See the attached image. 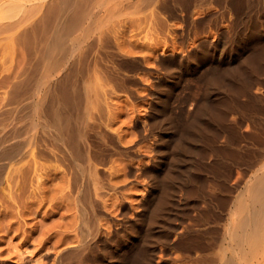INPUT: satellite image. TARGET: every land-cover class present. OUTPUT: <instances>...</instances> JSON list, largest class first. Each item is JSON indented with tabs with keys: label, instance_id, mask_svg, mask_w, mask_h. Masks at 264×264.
<instances>
[{
	"label": "rangeland",
	"instance_id": "obj_1",
	"mask_svg": "<svg viewBox=\"0 0 264 264\" xmlns=\"http://www.w3.org/2000/svg\"><path fill=\"white\" fill-rule=\"evenodd\" d=\"M76 4L77 13L91 6L92 14L80 23L66 22L64 29L71 33L87 29V34H79L69 50L59 55V64L44 78L50 80L55 72L61 73L58 88L55 89L50 81L46 88L44 116L51 124L48 138L61 133L80 165L87 163L84 134L91 133L87 121L102 131L104 142L91 136L98 150V194L94 197L92 192L91 200L100 218L99 235L110 241L84 251L77 240H72L79 209L68 183L66 165L75 162L63 161L43 151L35 153L24 177L17 180L14 171H10L8 180L0 182V264H53L54 252L62 248L74 253L70 256L73 261L85 254L86 264H108V255L115 252V246L123 245L118 232L121 224L143 212L145 201L156 196V193L149 196L152 173L146 168L160 158L158 135L163 134V127L170 120L176 123L188 120L206 92L208 82L201 76L212 67L204 64L205 59L201 63L204 65L194 73L185 72L175 82L167 81V73L176 63L163 61L160 54L167 56L179 46L180 17H168L157 8H143L140 0H114L107 6L94 4V0H76ZM207 6L216 8L214 2ZM195 10L201 11L202 7ZM263 10L264 0L250 1L236 28L243 29L250 22L263 28L264 19H259ZM230 13L232 15L226 14L217 23L228 26V20L235 18L234 12ZM47 28L42 42L36 43L33 49L15 36L9 37L11 32L0 33V163L6 161L15 140L14 124L17 121L21 125L28 123L30 117L36 122L39 118L32 114L31 100L41 91L38 80L44 74L43 52L53 36V21ZM210 28L200 34L214 32V25ZM227 31L232 32L231 28ZM28 60L32 66L27 69L28 76L22 75L27 78L21 91L22 97L31 96L27 99L28 105L24 104L16 112L12 84L17 71L27 68ZM258 78L249 90L250 94L255 92L261 96L257 104L248 108L253 118H243L234 124L232 119L237 115L229 113L203 156L193 154L189 162L181 165L183 171L187 170V178L175 194L169 195L160 221L167 218L177 230L185 225L202 228L203 198H207L209 192L232 200L248 179L261 172L259 167L264 163V71ZM243 93L239 99L246 101ZM160 94L164 96L158 103ZM86 107H90V111ZM88 117L90 121H86ZM214 148L218 149V155ZM234 149L249 153L248 165H237L230 160L229 152ZM3 151L7 154H1ZM231 183H237V188L230 187ZM90 186H86L83 205L79 203L87 209L88 215L91 212ZM103 246L108 252L106 257Z\"/></svg>",
	"mask_w": 264,
	"mask_h": 264
},
{
	"label": "bare ground",
	"instance_id": "obj_2",
	"mask_svg": "<svg viewBox=\"0 0 264 264\" xmlns=\"http://www.w3.org/2000/svg\"><path fill=\"white\" fill-rule=\"evenodd\" d=\"M113 1L94 0V4L107 6ZM140 1L143 8H157L162 10L164 15L178 16L182 21L179 25V46L174 47L167 56L160 54L163 61L169 64L176 63V67L173 66L167 73V81L175 82L185 72L194 73L205 63L212 68L201 76L208 85L191 117L181 123L170 120L168 125L163 127L165 130L163 134L158 135L161 140L160 158L158 162L146 168L152 173L149 196L156 193L155 198L147 199L143 205V212L121 224V230L118 232L123 239V245L117 243L120 247L116 245L115 252L109 255L103 246L104 256H109L108 264H264V168L262 167L264 163L259 167L261 172H256L254 177L248 179L235 194L234 199H228L214 191L209 192L207 198H203L205 207L200 215L203 220L202 228L185 225L181 230H177L167 218L160 221L161 212L169 201V195L175 194V190L187 178V170L185 168L183 171L181 165L189 162L193 154L198 153L200 157L203 156L205 148L210 145V140L215 138V131L222 128L223 121L229 113L237 115L234 118L231 115L234 124H238L243 118H253V113L248 108L261 100L260 95L255 92L250 94L249 90L251 84L259 79L264 71V27L259 28L255 22H250L243 29L236 28L243 19L245 6L252 0ZM211 2L216 4V8L207 6ZM76 5V0H0V33L11 32L9 37H17L30 49L31 45L33 49L36 48V43L42 42L50 22L54 23L53 36L43 52L46 63L44 74L38 80V90L41 91L31 100L32 114L39 118L36 122L30 117L28 123L21 125L17 121V124H14L12 132L15 140L11 150L8 151L6 161L0 163V182L8 180L10 171H14L17 180L24 177L30 169V162L35 153L45 151L63 161L75 162L73 165L69 162L66 165L68 183L79 209V214L76 216L78 217L76 233L71 238L77 240L85 251L93 250L100 243L105 244L106 241H110L108 237L104 236L106 239H102L99 235L100 218L91 200L92 192L94 197L98 194L96 178L98 150L95 149L94 139L98 137L104 142L103 134L101 130L95 128L93 122L87 121V119L90 121L89 117L86 118V125L91 133L84 134L87 163L80 165L75 161V152L68 145L66 146L61 133L52 136L51 139L48 138V128L51 124L44 116L46 88L50 81L57 89L61 73L55 72L50 80L44 78L50 74L52 67L59 64V55L69 50L71 44L80 37L79 34L83 36L87 34V29L81 33L66 32L64 29L68 21L71 24H75L76 21L80 23L91 16L93 9L91 6L84 8L82 13H77ZM196 7H202V10L197 11ZM230 12H234L235 18L228 20V26L227 24L224 25L225 27L220 26L217 23L219 18L231 14ZM259 19H264V10L260 13ZM260 23L262 24L261 21ZM212 25L214 32L200 34L210 31ZM229 28L232 31L229 32L230 34L226 33ZM190 51H193V54ZM204 59V64H201ZM30 66L32 65L28 60L27 68L17 71L16 80L12 84L14 87L12 103H15L13 109L16 112L24 104L28 105L27 99L31 96L27 95V90L24 93L27 96L22 97L21 91V86L27 78L22 75L25 73L28 76ZM242 92L247 96L246 101L239 99ZM163 96L164 94H160L158 103L163 100ZM8 100L10 103V98ZM86 110L90 111V107H86ZM229 128L233 132V127L229 125ZM226 142L229 143V139ZM213 151L218 155V149L214 148ZM3 153L7 154L6 151L1 152ZM229 153L230 160L237 165L247 164L250 157L249 153L235 152V149ZM161 163L163 165L159 168ZM89 184L91 192L89 191L88 201L91 212L88 215L81 201ZM236 184L231 183L230 187L237 188ZM68 249L56 250L53 264H86L85 254H81L73 261L70 256L74 253Z\"/></svg>",
	"mask_w": 264,
	"mask_h": 264
}]
</instances>
